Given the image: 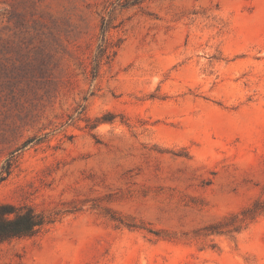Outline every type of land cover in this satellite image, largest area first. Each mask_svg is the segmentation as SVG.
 Instances as JSON below:
<instances>
[{
    "label": "rangeland",
    "instance_id": "obj_1",
    "mask_svg": "<svg viewBox=\"0 0 264 264\" xmlns=\"http://www.w3.org/2000/svg\"><path fill=\"white\" fill-rule=\"evenodd\" d=\"M0 178V264H264V0H0Z\"/></svg>",
    "mask_w": 264,
    "mask_h": 264
},
{
    "label": "trees",
    "instance_id": "obj_2",
    "mask_svg": "<svg viewBox=\"0 0 264 264\" xmlns=\"http://www.w3.org/2000/svg\"><path fill=\"white\" fill-rule=\"evenodd\" d=\"M9 168L7 163L6 174ZM45 223V218L30 206L0 203V243L32 237Z\"/></svg>",
    "mask_w": 264,
    "mask_h": 264
}]
</instances>
